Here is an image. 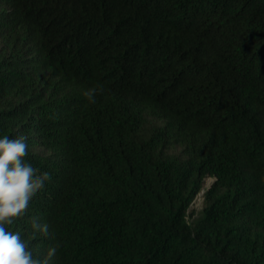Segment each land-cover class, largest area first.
<instances>
[{"label":"trees","instance_id":"trees-1","mask_svg":"<svg viewBox=\"0 0 264 264\" xmlns=\"http://www.w3.org/2000/svg\"><path fill=\"white\" fill-rule=\"evenodd\" d=\"M3 134L49 264H264V0H0Z\"/></svg>","mask_w":264,"mask_h":264},{"label":"clouds","instance_id":"clouds-1","mask_svg":"<svg viewBox=\"0 0 264 264\" xmlns=\"http://www.w3.org/2000/svg\"><path fill=\"white\" fill-rule=\"evenodd\" d=\"M103 85H92L82 95L89 103H95ZM28 155V137L0 135V264H49L59 244L48 248L43 258L34 256L32 248L19 231L9 226L16 219L24 217L30 202L45 188L50 173L35 167ZM33 234L39 232L49 236V224L41 222L38 216L30 217Z\"/></svg>","mask_w":264,"mask_h":264},{"label":"rangeland","instance_id":"rangeland-1","mask_svg":"<svg viewBox=\"0 0 264 264\" xmlns=\"http://www.w3.org/2000/svg\"><path fill=\"white\" fill-rule=\"evenodd\" d=\"M195 207L197 208V210H201L202 209V204L200 200H197Z\"/></svg>","mask_w":264,"mask_h":264},{"label":"built area","instance_id":"built-area-1","mask_svg":"<svg viewBox=\"0 0 264 264\" xmlns=\"http://www.w3.org/2000/svg\"><path fill=\"white\" fill-rule=\"evenodd\" d=\"M200 200V199H199Z\"/></svg>","mask_w":264,"mask_h":264}]
</instances>
